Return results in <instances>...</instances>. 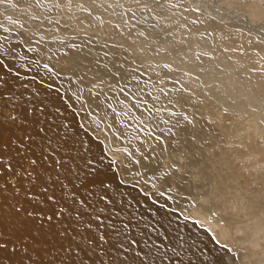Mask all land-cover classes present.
I'll return each mask as SVG.
<instances>
[{
	"label": "rangeland",
	"instance_id": "1",
	"mask_svg": "<svg viewBox=\"0 0 264 264\" xmlns=\"http://www.w3.org/2000/svg\"><path fill=\"white\" fill-rule=\"evenodd\" d=\"M181 3L0 0L1 72L58 89L125 185L155 203L160 196L185 220L199 213L218 224L227 246L220 264H264V34L243 28L222 3V12L209 2L196 11L214 22ZM254 6L264 18V4ZM9 226L2 232L13 244L23 225ZM37 256L31 262L41 264Z\"/></svg>",
	"mask_w": 264,
	"mask_h": 264
},
{
	"label": "snow or ice",
	"instance_id": "2",
	"mask_svg": "<svg viewBox=\"0 0 264 264\" xmlns=\"http://www.w3.org/2000/svg\"><path fill=\"white\" fill-rule=\"evenodd\" d=\"M204 2L206 0H199V4ZM258 2L264 4V0H258ZM256 3L257 0H222V6L228 13L240 10L245 20L248 19V14L253 11V5ZM215 6L213 4V7ZM193 11H200V7ZM251 30L264 34V18L253 21ZM140 35L144 34L140 33ZM196 59L199 60L200 56ZM0 67H7V65L0 60ZM44 67L48 68V65L45 64ZM55 75L58 76L59 73ZM3 83L7 84V81ZM47 88L53 89L54 86L48 84ZM54 91L57 93L55 97L49 94L48 97L39 101L41 107L23 109L27 127L24 124L19 125L22 135L15 139L9 138L7 141H3L0 137V181H3V185L15 194L22 193L25 202L34 209L33 211L25 210L24 235L17 239L29 240V243L22 244L25 254L29 247L37 253L41 251L51 253L54 248L58 253H62L54 257L59 264H103L98 259L94 260V257H99L101 253L110 258L115 256L119 259L127 251L126 242L130 245L137 243L135 239L126 236L128 224L114 222V219L119 218V213L114 209L118 203L117 194H123L120 189L124 180L120 178V171L117 170L115 161H112L106 169L99 167L97 161L104 160L103 154L97 158L95 153L91 152V148H86L85 141L79 139L81 135L79 130L84 129V125L78 124V130H72V125L67 122L68 118L61 111L60 104L55 102L63 98L59 96L58 89ZM176 91L184 93L188 92V89L181 87ZM75 98L77 101L80 100L79 96ZM9 100L8 93L0 92V127H3L5 123L16 124L17 116L6 111ZM46 100L51 104L46 103ZM189 101L190 96L178 97V102ZM64 104L65 111L72 107L66 101ZM21 110L22 106L13 105V111L19 114ZM81 111H84L83 107ZM28 114L32 116L30 122L27 121ZM188 123L191 121L189 120ZM84 134H87L86 130ZM192 138L195 139V133ZM156 139L160 140V137ZM12 145H15L14 150ZM85 151L91 155L86 156ZM8 176L12 177L11 181L6 178ZM56 189H59V195ZM50 192L52 194H49ZM39 205L44 207L40 208ZM98 205L103 207L98 209ZM109 206L113 210L108 217H102L101 213ZM22 210V206L15 208L17 214ZM33 228L37 235H32ZM49 236L53 237L52 241L48 239ZM8 243L11 241L0 242V250L5 249ZM44 244H49L51 247L44 248L42 247ZM35 245H41V247ZM31 259V256H27L28 261ZM113 264H116L115 260ZM121 264H123L122 261Z\"/></svg>",
	"mask_w": 264,
	"mask_h": 264
},
{
	"label": "bare ground",
	"instance_id": "3",
	"mask_svg": "<svg viewBox=\"0 0 264 264\" xmlns=\"http://www.w3.org/2000/svg\"><path fill=\"white\" fill-rule=\"evenodd\" d=\"M210 1H214L215 3L213 2V4L216 5L215 7L219 8L222 12L221 0H206V3H210ZM183 2H185V4H181L184 7H186V5L191 7V13L196 16L203 15L206 20L214 22L212 19L208 18V16L193 11V8L199 6V0H183ZM211 4L212 3H210V5ZM205 8L208 9L209 7L205 6ZM259 13L258 8L253 5V11L249 12L247 20L240 14V10L229 13V17L241 22L244 25L243 28H248L252 26L253 21L259 20L261 16ZM210 14L213 16V13ZM199 21L202 20L199 19ZM221 26L223 25L219 27ZM240 58V62L244 61L243 57ZM4 69V67H0V92L10 95L8 103L11 104V106L8 105L6 111L17 116L15 125L10 124L5 130L0 129V137H2L3 141H7L9 138L15 139L23 134L19 125L24 124L25 127H27L23 109L41 107L39 104L40 100L45 99L49 94L55 97L57 93L53 89H48L47 85L45 86L41 82L36 84L30 78L15 75L13 72L9 73L8 71V73L3 76L1 71ZM3 81H7V84H4ZM26 93L30 95L27 96ZM37 93L40 94L37 95ZM96 101L102 113L107 115L110 119L109 121L112 127L118 130L119 126L116 122L117 117L112 112L108 102L101 98H96ZM55 102L60 104L61 108H65V104L62 100H56ZM46 103H49V105L51 104L48 100H46ZM13 105L22 106L21 113L18 114L13 111ZM70 112L72 113V111L67 110L64 115L68 118L67 122L72 125V130L77 131V125L79 123L74 117H71ZM31 119V114H28L27 121L30 122ZM79 131L81 132L79 139L85 141L86 148H91V152L95 153L97 158L103 154L104 160L102 162L98 160L97 163L101 169H106L113 161V158L106 155L98 140L90 136L87 132V134H84V129ZM12 148L14 150L15 145H12ZM84 154L86 156L91 155V153L87 151H85ZM109 174L111 175V170H109ZM6 178L9 181L12 180L10 176ZM53 178H55V173H53ZM113 190H115V186H113ZM56 192L57 195H59V189H56ZM120 192L123 194H117L118 203L114 209L119 213V218L118 220L113 219L116 223L122 222L128 224L129 229L126 236L135 239L137 243L135 245H130L126 242L125 248H127V251L124 252L119 259H116L115 256L110 258L101 253L99 257H94V260L98 259L102 261L103 264H113V260L116 261V264H121V261L123 264H220L222 262L221 257L224 255V245L222 242L225 240V233L218 227V224L211 222L204 214L193 213L191 220L195 222L194 224L191 220L183 219V216L176 210H170L167 201L160 196H155V203L149 197L142 196L134 186L125 184L121 186ZM49 194L52 193L50 192ZM18 195L19 194H15L6 185H3V181H0V218H2L0 219V242L9 241L10 237L7 238L4 236L2 232L3 228L10 224H14L15 227L16 225H23L25 222V210H34L31 206L27 209L26 205L23 204L24 197ZM18 206H22L23 208L19 214L15 211V208ZM39 207L42 208L44 205H39ZM99 207H103V205H98L97 208L99 209ZM112 210V207L109 206L108 209L101 213L102 217H108ZM105 222L107 223V221ZM9 227H12V225ZM33 230H35V228H33ZM33 232H36V230ZM48 239L52 241L53 237L49 236ZM15 241L16 243H8L5 249L0 250V264H33L31 261L27 260V256L33 258L35 254H38V259L42 257L41 261H43V264H59V261L54 259V257L62 255V253H58L54 248L51 250V253L41 251L39 253L32 252L24 256L21 253L23 249L21 241L20 244H18V240ZM27 243H29V240L23 242V244ZM215 243L219 244V248L216 250ZM38 247H41V245H38ZM42 247L50 248L51 245L44 244ZM35 263L36 262H34V264Z\"/></svg>",
	"mask_w": 264,
	"mask_h": 264
}]
</instances>
